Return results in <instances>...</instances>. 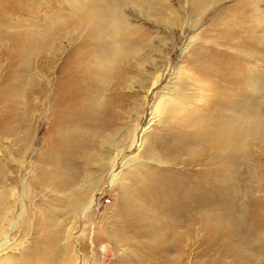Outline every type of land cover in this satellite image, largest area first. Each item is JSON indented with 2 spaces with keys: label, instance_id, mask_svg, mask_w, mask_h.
I'll return each mask as SVG.
<instances>
[{
  "label": "bare ground",
  "instance_id": "1",
  "mask_svg": "<svg viewBox=\"0 0 264 264\" xmlns=\"http://www.w3.org/2000/svg\"><path fill=\"white\" fill-rule=\"evenodd\" d=\"M218 1L187 0L185 13L183 0H0L3 132L17 99L50 92L51 100L48 156L30 182L17 174L18 200L0 160V264H82L59 243L66 235L54 199L37 206L35 236L21 253L8 252L4 224L22 215L31 186L60 192L74 220L91 222L103 178L117 192L92 246L115 240L165 264H184L197 248L213 264L221 245L232 264H264V0H238L212 34L186 37L181 63L150 62L151 71L155 37L131 21L137 12L157 28H182ZM147 103L141 124L132 110ZM130 143L135 150L120 158Z\"/></svg>",
  "mask_w": 264,
  "mask_h": 264
},
{
  "label": "rangeland",
  "instance_id": "2",
  "mask_svg": "<svg viewBox=\"0 0 264 264\" xmlns=\"http://www.w3.org/2000/svg\"><path fill=\"white\" fill-rule=\"evenodd\" d=\"M237 1L238 0H220L211 5V7H208L207 10L204 11V13H201L199 15L197 14L191 17L194 18L195 21L190 22L188 24L183 23L182 28H157L154 23L146 21L141 16L139 17V14L137 12H133L131 16V21L139 24L141 23L143 25V30H145L144 32L146 37H149V35L155 37L154 44H156V49L152 51L150 50V52H148V62L145 63L146 67L144 65L145 69H148L147 71H151L152 67L150 62L161 64L163 59H170L172 65L177 62L181 63L185 54L181 52V47L184 45L186 37H191L195 34L201 36L207 32H210L212 34L215 28L213 22H215L216 18L218 17V14H223V12L227 11L228 8H230ZM187 6V0H183V9L185 13L187 12ZM192 25L194 26V28L192 27ZM197 41V39L192 40L191 43H189L186 51L189 50V48ZM7 67V60L0 54L1 90L3 86L5 87V81L3 82V78L5 76L4 73L6 74ZM165 81L166 79L162 81V84L158 88H161ZM36 96L37 95H32L31 97L22 96L17 99L18 105L16 107L17 109H15V114H17V116L15 119L11 120L12 122H8V131L5 132H3L4 127L1 123L2 117L4 116V105L2 101L0 102V160L4 159L6 161V168L8 170L9 181L12 182V185H16L17 189L15 200H18V193L21 192L17 174L21 173V175L25 177L28 182H30V178L35 172L34 167L36 163L39 162V159H44L48 156L46 152V145L49 140V137L47 135H49V123L51 117V100L49 98L50 92L48 93L47 98L46 96L42 98ZM131 98L133 99V97ZM149 106V103L142 104L140 108L141 111H139V113L134 112L132 110L133 114H131V117L137 118V116L141 114V117L139 118L140 123L142 124L149 112ZM160 124L162 125L163 123ZM122 147L123 149H121L122 154L120 155V158L126 153H131L135 150L134 145H132L131 143ZM108 153L109 150L106 148L104 150L101 149V151L99 152V154H101L102 156H105ZM18 163H22L23 169H19ZM116 192V183L114 185H109L106 179L103 178L93 198V205L92 207L88 208L89 211L87 210V216H89L91 220V222H88L84 220V217L82 218L80 216H78L74 220L66 212L65 208H63L61 203L58 202L62 198L60 192L51 191L50 188L47 186H44L42 189H38L36 187L31 186L29 194L27 193V195L23 197L22 215L17 218L18 220L15 218L17 214L13 216L14 218L12 217V220H15L13 226L11 224L12 222H6L4 224V226L6 227L5 229L8 233V240L11 249L14 247L12 250H8V252L12 251L15 254H18L29 247L35 236V229L33 227H35L36 211L38 209L37 206L39 205L40 208L48 209V202L54 199V201L52 200V203L50 204V208L54 211V215L57 221L60 222V226L62 228L63 233L68 236L67 239L66 236L62 238L59 243L69 244V254H71V256L74 257L75 260L79 261V263L165 264L163 263V260L158 257L153 259H146V257L144 256L145 253H143L142 251L133 252L132 247L130 245L124 243L119 244V242H116L115 240H113L112 242L111 240L105 239L99 242L96 246H92L90 244V235L93 232L95 233L97 226L100 224V216L104 215L107 220H110V215H112V207L115 202ZM262 196L264 197V194H262ZM83 243L87 245L86 249L81 247ZM217 247L219 248L220 252L218 251ZM224 249V246L221 245L215 247V252L213 253L214 260H212L214 261L213 264H220V262H225L223 264L233 263L232 257L225 253ZM196 251L197 248H189L186 250V255L182 258L184 264H196L198 261L200 262L199 264H204L207 261L208 256L206 254L197 255ZM129 253L134 254L128 256Z\"/></svg>",
  "mask_w": 264,
  "mask_h": 264
}]
</instances>
